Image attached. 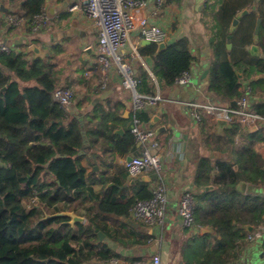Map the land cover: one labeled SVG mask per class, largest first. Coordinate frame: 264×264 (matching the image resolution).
Masks as SVG:
<instances>
[{
	"label": "trees",
	"instance_id": "trees-1",
	"mask_svg": "<svg viewBox=\"0 0 264 264\" xmlns=\"http://www.w3.org/2000/svg\"><path fill=\"white\" fill-rule=\"evenodd\" d=\"M44 5L45 0H27L22 7L25 19L35 25V18L45 11ZM235 16L232 8L222 4L211 42L209 92L229 105L243 95L236 71L240 66L246 67V77L254 70L264 75V58L248 53L254 59L247 61V50L237 57L236 48L230 51L227 47ZM239 27L241 31V24ZM24 48L19 53L0 52V264L109 263L118 258L117 254L100 243L96 230L110 239L119 238L117 227L121 226L114 218L131 219L137 202L153 198V188L140 184L128 197L126 170L114 174L103 171L102 175L87 172L80 156L84 140L80 119L53 97L60 88L54 56L63 49L56 47L55 54L41 59L31 58ZM157 50V44L151 43L139 51L140 56L154 59V78L148 72L138 75L139 94L154 96L155 82L160 88L176 86L177 80L184 73L191 74L194 68L195 58L186 38L159 54ZM258 86L264 91V78ZM255 113L264 117V105L255 108ZM134 117L145 127L154 126L148 111L136 112ZM263 125L258 129V138L253 136L255 132L247 133L237 124L224 136L213 134L215 145L231 156L199 163L195 227L211 229L215 240L208 243L209 236L204 235L191 241L186 253L195 264H230V254H235L240 243L262 230L258 228L264 225V194L242 193L237 186L243 181L264 190V159L255 149L257 142L264 141ZM88 126L85 133L92 148L96 144L103 148L109 145L122 158L141 155L132 129L116 135L108 125ZM212 128L216 132L215 123ZM242 135L243 145L236 146ZM110 183L112 186L100 193L93 188L95 184L106 187ZM211 185L213 190H204ZM26 201H36L38 205L27 210ZM87 203L91 206L85 207L86 224L71 226L69 219L54 216ZM248 225L254 227L252 233L244 229ZM262 246L264 250V242Z\"/></svg>",
	"mask_w": 264,
	"mask_h": 264
},
{
	"label": "crops",
	"instance_id": "crops-1",
	"mask_svg": "<svg viewBox=\"0 0 264 264\" xmlns=\"http://www.w3.org/2000/svg\"><path fill=\"white\" fill-rule=\"evenodd\" d=\"M26 1L0 0V44L15 53H19L21 47L28 50L31 44H37L49 54V57L50 54H55L53 50L56 47H61L63 52L54 56V62L57 63L56 78L60 83L59 87H69L74 91V97L69 106L71 114L76 116L82 114L85 126L89 125V128H92V123L108 125L114 129L116 135H123L131 130L134 120L133 92L122 87V75L116 68L110 73L106 89L100 86L99 76L92 73L99 49V28L85 13L71 11V6L77 0H45L46 24L41 28H35L34 23L25 19L22 7ZM143 1L147 3L142 9L143 15L166 31L167 45L181 38L190 41L195 58L193 69L199 79L192 84L193 91L189 89L182 91L179 87L171 89L162 86L160 88L158 85L157 90L162 97L176 102L160 103L150 111L152 120L154 117L159 119L153 123L152 128L156 130L161 127L167 128L156 137L161 144L160 155L169 182L168 215L164 228L149 227L133 217H130L131 219L114 218L113 221L121 226L117 227L120 230L119 238L110 239L104 234V239L99 241L116 252L118 258L109 263L98 264H154L156 256H159L160 264H195V261L191 260L192 257L186 253L187 246L195 237L201 238L204 235L209 236L208 243H214L215 232L210 229L211 231L203 233V229L206 228H184L178 214L180 200L187 192L196 195L200 191L196 181L199 163L203 159L221 160L230 157L231 154L220 151L215 145L213 134L217 132L212 128L215 123L213 118L208 117L203 110H197V114L201 117V121L198 122L193 117L194 111L179 102L194 101L212 105L220 103L219 106H225L226 102L216 101V97L207 91V87L202 88L199 84L202 73L205 70L210 71L213 59V50L210 48L217 13L222 4L232 8L233 13H236L235 17L243 10H249V14L241 19V31L239 27L233 35L232 48L229 50L236 48L238 53L236 56L239 57L245 49L247 61L253 62L254 58L248 54L252 45H259L264 55V32L261 34V30L264 31V0H168L156 17L153 16L154 0ZM258 19H262L261 36L256 40L254 35ZM142 42L141 39L133 37L131 43L120 52L133 66L136 78L141 72L150 71L153 74L154 69L153 58L141 56V59H138L134 55V47L140 54V49L145 46ZM30 55L34 58L33 54ZM64 60L66 68L62 70L60 62ZM263 78L264 75L259 74L241 79L240 91L243 95L248 94L249 99H252L253 104L250 108L254 113L255 108L258 109L264 105V91H260L258 86V81ZM191 83L192 81L189 84ZM205 96H210L209 99L212 98L213 102L211 100L212 103H209ZM228 130L225 129L217 135L224 136ZM243 141V139H237L235 145L242 146ZM261 143L260 146L257 142L255 149L264 159V141ZM104 147L102 144H96L95 148H92L91 141L88 139L80 152L83 167L88 173L94 171L96 175L104 174L103 171H109V174L120 170L124 172L125 160L133 156L122 158L118 153L111 151V146ZM155 182L156 176L153 173L134 179L128 177L125 185L126 194L128 197L133 196L135 187L140 184H146L149 189H152ZM110 186H112L111 183L106 187L95 184L93 188L95 192L100 193ZM213 189L212 185L204 188L205 191ZM239 229H241L240 226ZM260 229L264 234V228ZM257 240L254 236V240L248 238L246 242L240 243V246L236 244L239 247L235 254H230V264H264V257L260 255L264 250L262 252L258 250ZM260 244L263 245V243Z\"/></svg>",
	"mask_w": 264,
	"mask_h": 264
},
{
	"label": "built area",
	"instance_id": "built-area-1",
	"mask_svg": "<svg viewBox=\"0 0 264 264\" xmlns=\"http://www.w3.org/2000/svg\"><path fill=\"white\" fill-rule=\"evenodd\" d=\"M168 0H154L153 16H158ZM143 0H77L71 6L73 12L85 13L99 28V49L95 68L92 73L99 76V83L103 89L107 88L110 73L116 68L122 75V87L133 92L134 116L139 111H152L158 104L164 102H176L165 99L157 90L154 96H146L137 92L138 78L135 77L133 66L125 60L120 53L133 37L151 43H166L168 35L164 29L143 15L142 9L146 5ZM45 12L35 18V28H41L46 24ZM134 55L141 59L137 48L134 47ZM0 52H11L8 47L0 44ZM150 72V71H148ZM151 77L154 75L150 72ZM192 74L184 73L177 80L176 86L190 83ZM157 84V83H156ZM158 88V84H157ZM74 93L72 89L60 87L55 90V100L64 108H69ZM179 104L194 111L193 117L199 122L201 117L197 110H203L208 117L223 119L231 125H240L242 128L251 129L255 125L264 122V117L254 113L249 106L248 94L242 95L237 100V107L200 104L194 101ZM132 133L140 145L141 155L133 156L131 161L125 160V168L130 178L134 179L147 173L156 176L153 187V198L148 201H139L131 210L132 217L145 225L164 228L168 215V178L165 174L164 164L160 155L161 144L156 139V129L145 127L134 117ZM195 198L194 193H185L179 204L178 214L182 225L186 229H193L195 223ZM261 231L249 236L258 239ZM159 256L154 257V264H160Z\"/></svg>",
	"mask_w": 264,
	"mask_h": 264
},
{
	"label": "water",
	"instance_id": "water-1",
	"mask_svg": "<svg viewBox=\"0 0 264 264\" xmlns=\"http://www.w3.org/2000/svg\"><path fill=\"white\" fill-rule=\"evenodd\" d=\"M249 14V10L248 9H245L243 10L237 17H235L232 21V24L230 26V29H229V36H228V49H231L232 48V38H233V35L234 33L236 32L237 28L240 26L241 24V19L244 18L245 16H247ZM262 24V19H258L257 20V25H256V28H255V35H254V38L256 40H258L259 38V31H260V26ZM143 45H150L151 42H148V41H143L142 42ZM167 44L166 43H159L157 44V54H159L160 52H162L163 50H165L167 48ZM28 53L29 54H33V57L34 58H41V59H44L46 57H49V54L44 52V50L42 49V47L38 46L37 44H31L29 47H28ZM88 52V51H87ZM199 51H197L198 53ZM248 53L253 56V57H258V58H264V55L261 53V49H260V46L257 45V44H254L252 45L249 50H248ZM212 58V57H211ZM209 73L210 71L209 70H205L201 77H200V83L203 79H205V82L206 84L209 85ZM239 77H242V75H239ZM205 84L204 87L202 88H205L207 87V85ZM203 85V84H202ZM231 106L232 107H237V102L236 101H233L231 103ZM141 112V111H139ZM78 118L80 119V123H81V129H82V136L84 138L83 140V145L86 144L88 142V139L86 138V133H85V124H84V119H83V115L82 114H79L78 115ZM158 117H154L153 119V123H155L156 121H158ZM215 124H216V132L217 133H221L223 130L225 129H230L232 128V125L229 124L227 121L223 120V119H217L215 121ZM168 128H170V126H168ZM167 128L166 127H161L160 129H157L156 130V134L158 135L161 131H165ZM258 131V126L255 125L254 127H252L251 129H248L247 130V133H253V132H257ZM139 145V144H138ZM140 146V145H139ZM128 161H131L132 160V157H128L127 159ZM238 190L242 193H255L257 190L249 185L248 183L246 182H240L237 186ZM262 193H264V190L262 191ZM55 217H61V218H66V219H69L68 221V224L71 225V226H74L78 223L80 224H85L86 222V219L83 218V217H80V216H77L76 214H74L73 212H62V213H58L56 215H54ZM244 229L246 230V232L248 233H252L254 231V227L252 226H245ZM211 231L210 229H203V233L205 232H209ZM96 233H98V236H99V239L102 241L104 239V234L100 233L99 231L96 230ZM261 257H264V254L261 255Z\"/></svg>",
	"mask_w": 264,
	"mask_h": 264
},
{
	"label": "rangeland",
	"instance_id": "rangeland-1",
	"mask_svg": "<svg viewBox=\"0 0 264 264\" xmlns=\"http://www.w3.org/2000/svg\"><path fill=\"white\" fill-rule=\"evenodd\" d=\"M216 26H217V22H216ZM264 31L263 30H261V34L263 33ZM261 35H260V31H259V37H260ZM259 39V38H258ZM228 47V46H227ZM210 50H211V48H210ZM65 68H66V62H65V60L63 61V62H60V69H62V70H65ZM246 67H244V69H243V66H240L236 71H237V76L239 77V75H242V77H239V79H243V78H245L246 77V75H245V72H246V69H245ZM191 74H192V79H191V81H192V83L191 84H185V85H182V86H173V87H171V89L172 88H178L179 87V89L180 90H186V89H189V90H191V91H193L192 90V84H195V82H196V80H198L199 79V76L197 75V73H196V71L193 69L192 70V72H191ZM260 73L258 72V71H256V70H254L253 72H252V75H250V76H253V75H259ZM249 76V75H248ZM200 81V80H199ZM260 81V80H259ZM258 81V82H259ZM199 84H203L201 87H204L205 86V84H206V82H205V79H203L202 81H201V83H199ZM207 85V91H209V85L208 84H206ZM72 91H73V89H72ZM73 93H74V91H73ZM74 97V96H73ZM206 97V96H205ZM207 98V100L209 101V103H212L213 102V99L211 98V100H212V102H211V100L209 99L210 98V96H208V97H206ZM73 99V98H72ZM216 101H217V99H216ZM236 102H237V100H236ZM249 106L251 105V104H253V101H252V99H249ZM219 105H221L220 103H218ZM212 105V104H211ZM225 106H227L226 104H224ZM263 123V122H262ZM257 126H259V129H261L262 128V126H261V124L259 123ZM247 130L248 129H246L245 131L247 132ZM258 132V131H257ZM257 132H255L254 134H253V136H256L257 138L259 137V133H257ZM244 136L242 135V136H240V138H239V140H241L242 138H243ZM258 144H260V146L262 145V143L261 142H258ZM264 147V146H263ZM255 187V189L257 190L255 193H259V191L261 192V193H259V194H262V189L260 188V187H256V186H254ZM25 207H26V209L27 210H30L33 206H35V205H38L37 203H36V201H26L25 203ZM89 206H91V204L90 203H87L86 204V206H78L77 208V210H75V211H72L74 214H76L77 216H80V217H83V218H85V207H89ZM39 211L41 212V210L39 209ZM71 212V211H70ZM85 224H86V222H85ZM260 228H262V227H259L258 228V230L260 229ZM257 230V231H258ZM262 233H263V231H261ZM260 232V233H261ZM261 233V236L260 237H258V246H259V248H258V250L259 251H263V246L260 244V243H263L264 242V234H262ZM262 254H264V252L263 253H261L260 255H262Z\"/></svg>",
	"mask_w": 264,
	"mask_h": 264
}]
</instances>
